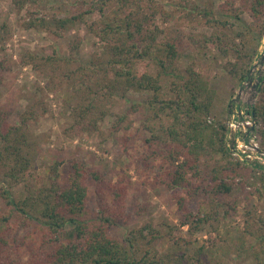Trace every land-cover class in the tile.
Segmentation results:
<instances>
[{"label": "rangeland", "instance_id": "374dc122", "mask_svg": "<svg viewBox=\"0 0 264 264\" xmlns=\"http://www.w3.org/2000/svg\"><path fill=\"white\" fill-rule=\"evenodd\" d=\"M247 5L246 0H27L18 6L11 0H0V106L9 111L11 123H18L24 113H32L26 122L29 139L37 147L29 174L13 186V195L26 194L28 184L36 190L47 186L55 163V173L65 187L70 181L69 164L81 161L111 181L122 178L130 185L124 218L109 228L113 238L121 240L129 231L144 228L148 239L146 231L152 226L159 236L151 244L144 240L143 251H183L190 255L203 246L200 260L206 264H264V180H260L257 166L264 165V156L255 153L264 154V150L256 139L257 124L249 113L264 84V59L260 60L264 34L257 41L259 25L252 21ZM206 11L218 21L227 20L234 30L224 29L218 22L209 23ZM134 14L153 33V51L172 43L180 52L176 66L185 69L190 65L205 80L211 97L206 120L225 125L229 163L235 164L238 157L245 163L233 174L227 160L213 157L209 168L215 167L218 179L228 173L234 178L227 179L230 191L215 198L202 192L195 193L193 199L186 197L191 209L207 217L199 228L180 224L176 194L182 191L157 179L162 173L160 160L141 159L146 149L144 139L151 134L148 125L153 126L144 123V115L149 113L145 101L152 91L130 89L117 99L115 113L137 106L130 115L128 130H112L113 115L91 127L87 119L75 122L74 118V109L81 100L76 89L82 80L71 82L60 69L52 71L30 61V54H54L69 59L70 68L75 70L103 48L104 42L93 30L95 23L119 21ZM236 14L240 19L235 18ZM63 20L66 22L61 24ZM251 22L254 27L247 28ZM219 28L242 52L257 46L242 79L227 71L235 61L233 55H225L210 40ZM237 31L242 34L236 36ZM155 55L145 58V69L153 75L159 68L153 60ZM158 55L166 59L163 52ZM27 60L30 62L25 63ZM166 79L161 81V95L165 97L169 96ZM3 175L0 167V187H8ZM96 197L94 184L89 183L87 207L91 212L97 209Z\"/></svg>", "mask_w": 264, "mask_h": 264}, {"label": "trees", "instance_id": "16d2710c", "mask_svg": "<svg viewBox=\"0 0 264 264\" xmlns=\"http://www.w3.org/2000/svg\"><path fill=\"white\" fill-rule=\"evenodd\" d=\"M11 1L22 6L27 0ZM246 1L252 21L259 25L258 41L264 34V0ZM96 5L100 10L101 6ZM204 15L209 23L218 22L222 28L234 30L227 20L218 21L207 11ZM235 18L240 19L238 14ZM64 22L66 20L61 24ZM144 24L136 14L119 21L106 19L95 23L93 30L104 42L103 48L98 56L79 64L75 70L70 68L69 59L54 54H30V61L39 62L45 69L53 68L52 71L60 69L71 82L82 80L83 84L76 89L81 100L74 109V118L75 122L87 119L91 127L107 115H113L112 130H128L132 124L130 115L137 106H130L122 114L115 113L113 107L117 99L130 89L152 91L145 101L149 113L144 115V123L151 122L153 126L148 125L151 134L144 139L146 149L141 159L160 160L162 173L157 174V179L169 188L177 187L182 191L176 194L180 224L199 228L207 217L199 216L196 209L188 206L187 200L200 192L212 198L224 194L231 189L227 179L234 178L228 173L218 179L215 167L209 168L213 157L217 155L227 160L233 174L245 163L238 156L235 164L229 163L231 152L224 142L225 125L206 120L211 97L207 94L205 80L190 65L185 69L176 66L180 52L172 43L153 51L155 37ZM246 27L254 26L251 22ZM219 30L222 29L214 31L210 40L225 55H233L235 61L227 71L242 79L257 46L242 52L233 39L227 38L225 30ZM241 34L236 32V36ZM154 52L153 60L159 66L155 75L145 69V58ZM160 52L165 54V60L159 58ZM163 79L168 80L167 97L161 95ZM256 103L249 113L257 124L256 139L264 150V84ZM30 113L21 115L18 123H11L9 111L0 106V167L3 177L8 179V187H0V264H206L200 260L203 246L190 255L183 251L172 254L143 251L144 240L145 244H151L159 236L152 226L146 231L150 235L148 239L144 228L129 231L121 240L113 238L109 228L124 218V200L130 185L122 178L111 181L81 161L69 164L67 186L62 187L55 173V163L53 175L48 174L47 186L36 190L28 184L26 194L15 197L13 186L29 174L37 155V147L30 141L27 128ZM257 166L261 172L259 178L264 180V165ZM89 183L94 184L98 198L95 212L87 207Z\"/></svg>", "mask_w": 264, "mask_h": 264}, {"label": "water", "instance_id": "95a60500", "mask_svg": "<svg viewBox=\"0 0 264 264\" xmlns=\"http://www.w3.org/2000/svg\"><path fill=\"white\" fill-rule=\"evenodd\" d=\"M264 59V53L261 54L260 56V60L262 61ZM248 82H250V78H247ZM257 84V83H256ZM251 129H253V127H251Z\"/></svg>", "mask_w": 264, "mask_h": 264}, {"label": "built area", "instance_id": "2783aa9c", "mask_svg": "<svg viewBox=\"0 0 264 264\" xmlns=\"http://www.w3.org/2000/svg\"><path fill=\"white\" fill-rule=\"evenodd\" d=\"M254 148V147H253ZM255 153H258L259 156H264V154L262 152L256 151Z\"/></svg>", "mask_w": 264, "mask_h": 264}]
</instances>
